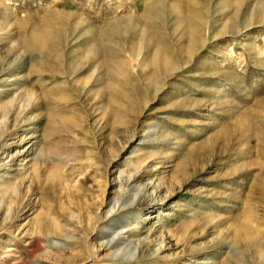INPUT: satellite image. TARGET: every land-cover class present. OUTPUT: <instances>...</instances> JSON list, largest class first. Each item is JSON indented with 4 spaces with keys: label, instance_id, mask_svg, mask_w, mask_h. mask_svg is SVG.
<instances>
[{
    "label": "rangeland",
    "instance_id": "rangeland-1",
    "mask_svg": "<svg viewBox=\"0 0 264 264\" xmlns=\"http://www.w3.org/2000/svg\"><path fill=\"white\" fill-rule=\"evenodd\" d=\"M0 264H264V0H0Z\"/></svg>",
    "mask_w": 264,
    "mask_h": 264
},
{
    "label": "bare ground",
    "instance_id": "bare-ground-1",
    "mask_svg": "<svg viewBox=\"0 0 264 264\" xmlns=\"http://www.w3.org/2000/svg\"><path fill=\"white\" fill-rule=\"evenodd\" d=\"M2 133H4V130L2 131ZM3 135V134H2ZM139 179H140V175H138L137 177H132L130 180H129V182H130V184L133 182V183H137L138 181H139ZM129 184V185H130ZM141 206L144 208H147L148 206H150V205H148V203L147 202H145L144 201V203H142L141 204ZM53 227H54V230L56 229V231H57V228L53 225ZM56 231H54V232H56ZM58 232H59V230H58ZM57 233V232H56ZM57 244H51V246L53 247V246H56ZM140 251V250H139ZM143 255V254H142Z\"/></svg>",
    "mask_w": 264,
    "mask_h": 264
}]
</instances>
